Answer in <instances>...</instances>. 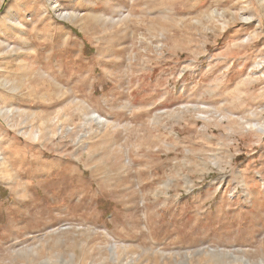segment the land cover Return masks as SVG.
Segmentation results:
<instances>
[{"label": "rangeland", "instance_id": "rangeland-1", "mask_svg": "<svg viewBox=\"0 0 264 264\" xmlns=\"http://www.w3.org/2000/svg\"><path fill=\"white\" fill-rule=\"evenodd\" d=\"M0 264H264V0H0Z\"/></svg>", "mask_w": 264, "mask_h": 264}]
</instances>
